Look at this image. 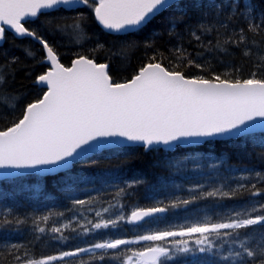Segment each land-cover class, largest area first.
Listing matches in <instances>:
<instances>
[{"label":"snow or ice","instance_id":"obj_1","mask_svg":"<svg viewBox=\"0 0 264 264\" xmlns=\"http://www.w3.org/2000/svg\"><path fill=\"white\" fill-rule=\"evenodd\" d=\"M9 32L0 264H264V0H0Z\"/></svg>","mask_w":264,"mask_h":264},{"label":"trees","instance_id":"obj_2","mask_svg":"<svg viewBox=\"0 0 264 264\" xmlns=\"http://www.w3.org/2000/svg\"><path fill=\"white\" fill-rule=\"evenodd\" d=\"M159 26V21H153L151 25L148 27V31H150L153 27H158ZM12 36L13 34L8 33V41H4V45L7 46L8 43L12 41ZM186 47H192L193 51L195 52L197 49L193 45H186ZM18 51V50H17ZM139 53H136L133 55V61L135 62L136 56H138ZM235 61L240 64L241 66V71L246 72L249 69V62H246L245 60H241L239 57L235 58ZM139 151V150H138ZM137 173L143 174L146 179L148 180L149 183H154L155 180L157 179L155 176V173L151 169L148 158L146 157H139L136 160L132 161L129 166H128V175L131 177ZM193 182H200L196 176L191 177ZM177 181L180 179H183V177H176ZM46 186L51 190L52 184L51 181H46ZM2 184V182H0ZM138 192L140 193L141 196L145 194V187L141 185V187L138 189ZM19 203L26 208H32L36 206L38 203L40 206H49L51 203H46V201L43 198H33L29 194H24L23 198ZM59 203V201H58ZM0 205L10 207L11 204L3 201L2 198H0ZM52 206V205H51ZM50 206V207H51ZM182 213H173L169 214V216L166 219V222L168 223H175L176 222V217L177 216H182ZM30 237L28 236L27 232H20V233H12L9 236L10 240H21V239H29ZM5 239L4 233L0 231V241H3ZM56 246L55 245H47L43 246L42 243H38L35 248H34V253L36 255H41V254H49L51 251L55 250ZM192 257L191 256H181L180 258H174V264H191Z\"/></svg>","mask_w":264,"mask_h":264},{"label":"water","instance_id":"obj_3","mask_svg":"<svg viewBox=\"0 0 264 264\" xmlns=\"http://www.w3.org/2000/svg\"><path fill=\"white\" fill-rule=\"evenodd\" d=\"M3 42H4V41H0V43H2V44H3Z\"/></svg>","mask_w":264,"mask_h":264},{"label":"rangeland","instance_id":"obj_4","mask_svg":"<svg viewBox=\"0 0 264 264\" xmlns=\"http://www.w3.org/2000/svg\"><path fill=\"white\" fill-rule=\"evenodd\" d=\"M52 204H50L48 207H50Z\"/></svg>","mask_w":264,"mask_h":264}]
</instances>
